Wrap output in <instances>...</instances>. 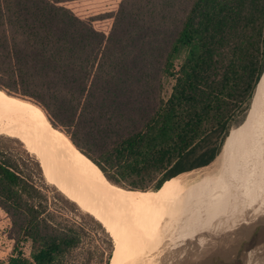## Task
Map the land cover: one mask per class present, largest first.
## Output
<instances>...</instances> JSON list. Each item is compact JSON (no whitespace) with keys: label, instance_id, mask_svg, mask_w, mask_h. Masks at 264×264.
<instances>
[{"label":"trees","instance_id":"obj_1","mask_svg":"<svg viewBox=\"0 0 264 264\" xmlns=\"http://www.w3.org/2000/svg\"><path fill=\"white\" fill-rule=\"evenodd\" d=\"M110 18L105 35L61 0H0V90L113 186L157 190L213 162L247 110L264 70V0H121ZM14 139L0 138V210L14 241L0 264H65L87 228L104 235L109 264L103 223L49 198L42 167Z\"/></svg>","mask_w":264,"mask_h":264},{"label":"bare ground","instance_id":"obj_2","mask_svg":"<svg viewBox=\"0 0 264 264\" xmlns=\"http://www.w3.org/2000/svg\"><path fill=\"white\" fill-rule=\"evenodd\" d=\"M35 112L0 90V134L20 139L59 188L103 223L115 244L113 264L121 256L122 260L126 261L124 264H170L172 261H175L173 264H190L196 260L198 243L212 212L204 216L197 215L200 193L189 187V181L178 175L164 182L153 192L121 190L101 178L98 169L86 160L61 132L51 127L45 118ZM247 144L250 146V141ZM259 144L264 149V129L258 140ZM237 146L234 141L224 151L223 177L218 188L219 197L215 213L221 214L226 204V209L230 208L234 204V201L230 202L231 199L238 201L247 197V201L231 221L226 223L227 216L223 218L214 236L204 243V249L207 247L205 256L210 251L212 239L218 234L235 230V226L241 224H252L258 216L264 215V161L254 160L256 155L252 158L253 154L247 153V150L240 153ZM238 152L241 156H238ZM236 167L237 170L232 173L233 179H226L227 174ZM241 175L243 180L234 186L235 180ZM257 179L258 187L251 189L250 184ZM224 184L227 186L225 191L237 186L238 188L233 194L224 197ZM248 188L251 189L249 194ZM262 215L260 217H263ZM223 238L225 241L230 237L225 235ZM220 243L222 244V241L218 243L222 248L229 247L225 246L224 242L222 245ZM191 246L193 251L189 254ZM212 247L211 251L214 248ZM238 248L240 251L239 246ZM186 249L187 253L184 254ZM252 258L251 254L247 255L241 262L249 264Z\"/></svg>","mask_w":264,"mask_h":264},{"label":"rangeland","instance_id":"obj_3","mask_svg":"<svg viewBox=\"0 0 264 264\" xmlns=\"http://www.w3.org/2000/svg\"><path fill=\"white\" fill-rule=\"evenodd\" d=\"M61 1H62V5L72 10L76 16H78L79 18L83 20H87V19L92 20V24L94 28L104 33L105 35H107L109 33V30L112 24V19L110 18V16L116 11L118 4L121 0H61ZM179 62L180 60L176 61L175 64L177 65ZM172 84L173 82L171 80H166L162 82V91H161L162 97L166 98L169 95L170 87ZM263 129H264V70L262 72V76L260 77V82L258 83V85H256V88L254 89L252 93V96L249 100L248 107L245 113L242 115H240L239 113H236L234 115L233 121H232V127L230 129V132L227 138L224 141L220 154L208 166L201 167L198 169H193L191 171H187V172H183L179 174L180 177L189 181L190 188L200 193V195L198 196L197 215L204 216L205 214L212 212L209 218V223L206 225V227L202 231L200 241L198 243V249H201V252H203V255H205V250L207 249V247L206 249H204V243L210 241L211 237L214 236V233L220 227V224L222 223L223 218L225 219V217L227 216L226 223L231 221V219L235 218L236 215H238L240 210H242L243 205L247 201V197L240 198L238 201L231 199L230 202L234 201V204L231 205L232 207L230 206V208L226 209V206H227L226 204L221 214L215 213L217 204H218L217 201L219 197L218 188H219L220 181L223 177L222 170L224 166L223 159L225 157L224 151L229 144L236 141L238 145L237 150L240 151V153L242 152L244 153L247 150V153L251 152V154H253L252 158L256 155L254 160L257 159L259 162L261 161L263 162L264 161V149H262V147L260 146L261 144L258 145V140L261 137ZM0 138L4 140H7V139L17 140V139H14L12 137H8L2 134L0 135ZM238 141L240 143L243 142V144L241 143V146H239L240 143ZM249 141H250V144H249L250 146H247L248 145L247 143ZM11 147L12 148L10 150L12 152H15V151L20 152L21 150L16 145H12ZM23 148L29 154H31L24 145H23ZM240 153L238 152V156L239 155L241 156ZM257 165L258 164H256L255 166ZM236 170H237V167L227 174L226 179H231V178L233 179L232 173ZM43 172L46 174V176L50 180H52L51 181L52 183L43 174ZM43 172H42V175L49 187V190L47 192L48 197L58 200L56 198L58 194V196L60 195L59 196L60 201L62 199L67 198L68 195L66 194L67 195L66 196L65 193L63 194L62 193L63 191L53 181V179L44 170ZM242 178H243L242 175L239 176V178L235 180L234 186L239 185L238 183L243 180ZM255 181L256 180L252 181L253 183L251 182L252 183L250 184L251 189L258 187L257 185L259 184L258 179L256 182ZM55 185L58 186V188L62 192L59 191ZM226 187L227 186L224 184V194H223L224 197H226V195L233 194V192H235L236 189L238 188L237 186L234 189L231 188L225 191ZM251 189L248 188L247 193L249 190L251 191ZM150 191L153 192L155 190H150ZM247 193L245 194V196L249 194ZM68 198L74 201L70 197ZM76 203L79 204L78 202ZM234 205H236V207ZM77 207L79 206L77 205ZM79 209L82 215H93L84 207L82 208L79 207ZM230 211H232L233 213ZM85 234H86L85 238L83 239L81 245H79V247L75 249L71 253V255H69L65 259V264H104L106 255L108 253V249L106 246V239L104 235L100 231L95 230V229H90V228L86 229ZM12 236L13 235L10 229L9 219L5 215V213L0 210V262L2 263H5L8 260V258L10 257L13 251L14 241L12 239ZM20 246L25 256H29V252H30L29 244L25 243ZM197 256L198 254L196 255V258ZM122 257L123 256H121L114 264H124L123 262H126V261L125 260L123 261ZM113 258H114V255L111 256L109 264H113V261H115L113 260Z\"/></svg>","mask_w":264,"mask_h":264},{"label":"flooded vegetation","instance_id":"obj_4","mask_svg":"<svg viewBox=\"0 0 264 264\" xmlns=\"http://www.w3.org/2000/svg\"><path fill=\"white\" fill-rule=\"evenodd\" d=\"M262 215V214H261ZM260 215V216H261ZM258 216L254 223L252 224H241L238 226H235V230H232L230 232H225L224 231L221 232V234H218L216 236V238L212 239V245L210 246V251L207 252L206 256L203 255V252H201V249H197V260H195L194 262H191L190 264H208V258H210V256H219L222 257V262L223 260H226V262H221L218 264H243L242 262L244 261L243 258H246V256L250 255L253 256L251 262L249 264H264V215H262L263 217ZM242 226V227H241ZM233 228V229H234ZM246 228V229H245ZM248 228V229H247ZM229 230V229H228ZM247 230V231H246ZM245 231L247 234H245ZM260 231V232H259ZM244 233V234H243ZM253 235H252V234ZM258 233V234H257ZM249 234V235H248ZM220 235V236H219ZM229 236L230 238L224 240V236ZM246 235V236H245ZM252 236V237H251ZM256 236V237H255ZM218 237V238H217ZM249 237V239H248ZM254 237V239H253ZM222 238V240H221ZM232 238V239H231ZM241 238V239H240ZM247 239V240H246ZM214 240V241H213ZM245 240V241H244ZM250 240V241H249ZM222 241L225 243V246H229V247H221L219 246V242ZM228 241V242H227ZM232 241V242H231ZM238 241V242H237ZM241 241V242H240ZM247 241V242H246ZM252 241V242H251ZM254 241V242H253ZM234 242V243H233ZM237 242V243H236ZM249 242V244H247ZM216 244V246L214 244ZM236 243V244H235ZM220 243V245H222ZM227 244V245H226ZM218 245V247H217ZM215 248H213V247ZM235 246V247H234ZM240 247V251L239 248ZM244 246V248H243ZM186 247V246H185ZM211 247L213 248V250L211 251ZM247 247V248H246ZM187 248V247H186ZM192 246L189 247V254L192 253L193 248ZM216 250V251H215ZM221 250V251H220ZM219 251V253H218ZM223 251H224V255H223ZM228 251V252H227ZM252 251V253L250 252ZM184 254L187 253V249L183 251ZM209 252H212L209 253ZM201 253V254H200ZM215 253V254H214ZM210 254V255H209ZM239 254V255H238ZM231 255V256H229ZM237 255V256H236ZM205 256V257H204ZM225 256V258H223ZM230 258H229V257ZM201 258V259H200ZM205 259V260H204ZM228 259V260H227ZM232 259V260H231ZM241 259V260H240ZM240 260V261H239ZM202 261V262H199ZM205 261V262H204ZM234 261V262H233ZM238 261V262H237ZM242 261V262H241ZM199 262V263H198ZM228 262V263H227ZM230 262V263H229ZM240 262V263H239ZM209 264H215L214 262H209ZM217 264V263H216Z\"/></svg>","mask_w":264,"mask_h":264},{"label":"water","instance_id":"obj_5","mask_svg":"<svg viewBox=\"0 0 264 264\" xmlns=\"http://www.w3.org/2000/svg\"><path fill=\"white\" fill-rule=\"evenodd\" d=\"M261 76H262V74H261ZM260 82V79H259V81H258V83ZM258 83H257V85H258ZM256 88V87H255ZM196 260H197V258H196ZM195 261V260H194ZM193 261V262H194ZM215 262V263H221L222 262V258L220 257V256H211L210 258H208V263L209 262ZM175 261H172V263H170V264H173Z\"/></svg>","mask_w":264,"mask_h":264}]
</instances>
